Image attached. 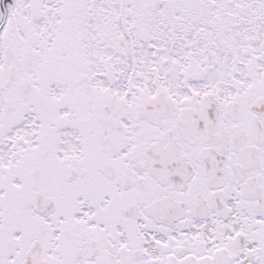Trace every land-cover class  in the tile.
I'll return each mask as SVG.
<instances>
[{
	"label": "snow or ice",
	"instance_id": "snow-or-ice-1",
	"mask_svg": "<svg viewBox=\"0 0 264 264\" xmlns=\"http://www.w3.org/2000/svg\"><path fill=\"white\" fill-rule=\"evenodd\" d=\"M0 264H264V0H0Z\"/></svg>",
	"mask_w": 264,
	"mask_h": 264
}]
</instances>
